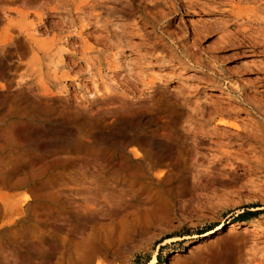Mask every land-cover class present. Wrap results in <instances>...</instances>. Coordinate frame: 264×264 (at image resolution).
Instances as JSON below:
<instances>
[{
  "label": "rangeland",
  "instance_id": "1",
  "mask_svg": "<svg viewBox=\"0 0 264 264\" xmlns=\"http://www.w3.org/2000/svg\"><path fill=\"white\" fill-rule=\"evenodd\" d=\"M263 22L264 0H0V264H220L226 237L264 264Z\"/></svg>",
  "mask_w": 264,
  "mask_h": 264
},
{
  "label": "bare ground",
  "instance_id": "2",
  "mask_svg": "<svg viewBox=\"0 0 264 264\" xmlns=\"http://www.w3.org/2000/svg\"><path fill=\"white\" fill-rule=\"evenodd\" d=\"M260 2V1H259ZM236 18L234 19H237L239 16H241V13L240 12H236ZM233 19V20H234ZM240 19V17H239ZM242 19V18H241ZM238 21L236 20V23L233 22V24H231V26H236L238 25L237 23ZM247 22V21H246ZM260 22V21H259ZM249 23V22H248ZM264 23V22H263ZM245 23H241L238 27V31L239 32H236L238 33V36L234 39V40H231L229 39L228 42H233V44H235L237 41H239L240 45L241 46H245V47H249L248 49H257V43L254 41V39L252 38V36H249V35H246L244 34V32H254V29H251L250 27H248V25H244ZM250 24V23H249ZM257 24V23H256ZM264 26V25H262ZM262 27L259 26V29L264 31L263 29H261ZM257 29V28H256ZM260 30H258L260 32ZM5 41V40H4ZM249 43H247V42ZM257 44V45H256ZM13 56V55H12ZM3 67H1L2 69ZM0 69V70H1ZM103 82L105 81L104 78L101 79ZM1 84V83H0ZM0 87L2 89H4L5 85H0ZM1 91V90H0ZM5 93V91H4ZM90 95L92 96L93 93H90ZM89 95V96H90ZM2 96L1 92H0V97ZM9 98V97H8ZM192 120V119H191ZM23 127V126H22ZM27 129V128H25ZM36 129H27L26 131L27 132H34ZM24 131V130H23ZM49 131V130H48ZM61 130L59 128H55V129H52V132L53 133H59ZM66 132H67V135H70L72 130L71 129H66ZM29 134V133H28ZM35 134V133H34ZM61 134V133H60ZM157 157L159 159H167V160H170V161H173V159H175L174 157H176L175 155V148L174 146H169V147H166V146H160L159 148H157ZM250 224V222L248 221H238V222H235V223H232L230 224V226L228 227L229 231L230 232H235L236 230H238L239 228H242L243 226L245 225H248ZM253 225V224H252ZM220 226L217 227V229H219ZM219 247H220V250L219 252L217 251L215 254H214V258L213 260L215 262H218L220 264H229L232 259H233V254L234 253V248H233V241L231 239V237H226V238H223L221 241H220V244H219Z\"/></svg>",
  "mask_w": 264,
  "mask_h": 264
},
{
  "label": "water",
  "instance_id": "3",
  "mask_svg": "<svg viewBox=\"0 0 264 264\" xmlns=\"http://www.w3.org/2000/svg\"><path fill=\"white\" fill-rule=\"evenodd\" d=\"M138 127L134 129V134L132 137H138L144 144L151 145L157 152V148L160 146H172L169 144L166 140L157 138L151 130V127L153 126V123L150 118L146 116H141L138 119ZM113 136L112 131H101L94 134L95 142H100L103 140L108 139L109 137Z\"/></svg>",
  "mask_w": 264,
  "mask_h": 264
},
{
  "label": "trees",
  "instance_id": "4",
  "mask_svg": "<svg viewBox=\"0 0 264 264\" xmlns=\"http://www.w3.org/2000/svg\"><path fill=\"white\" fill-rule=\"evenodd\" d=\"M241 217H242V219H244V220H245V219H248V218H247L248 216H246V215H244V214L241 215Z\"/></svg>",
  "mask_w": 264,
  "mask_h": 264
}]
</instances>
